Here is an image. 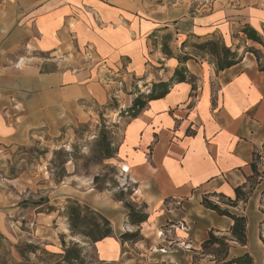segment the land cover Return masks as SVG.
<instances>
[{
  "label": "crops",
  "instance_id": "1",
  "mask_svg": "<svg viewBox=\"0 0 264 264\" xmlns=\"http://www.w3.org/2000/svg\"><path fill=\"white\" fill-rule=\"evenodd\" d=\"M236 1L205 15L169 17L142 16L126 0H0L1 146L25 143L30 133L60 123L62 110L75 109L80 99L103 104L115 90L126 102L123 111L140 90L122 98L133 78L148 93L180 65L193 77V83L173 82L136 117H122L117 160L149 218L140 226L144 239L134 244L138 252L110 236L94 244L92 264H192L210 230L229 235L233 220L202 199L214 193L233 198L253 175L254 153L264 151V70L246 52L217 71L208 56L183 43L215 33L239 53L253 46L264 56V47L239 31L246 23L264 36V9ZM168 33L172 56L162 50ZM185 54L192 58L181 64L178 56ZM263 191L264 175L248 202L231 208L247 217L248 243L231 242L230 257L248 252L264 264ZM18 197L0 187V234L8 241ZM126 214L123 206L105 212L116 229Z\"/></svg>",
  "mask_w": 264,
  "mask_h": 264
},
{
  "label": "rangeland",
  "instance_id": "2",
  "mask_svg": "<svg viewBox=\"0 0 264 264\" xmlns=\"http://www.w3.org/2000/svg\"><path fill=\"white\" fill-rule=\"evenodd\" d=\"M126 1L142 16L170 12L169 17H187L208 14L225 0ZM229 1L238 4L236 0ZM244 3L264 9V0H244ZM129 87V92L125 91L127 96L123 94L122 98L126 99L128 94L138 89L147 91L143 83L134 78ZM118 97L114 90L108 102L103 104L80 99L75 109L62 110L60 123L37 129L30 133L25 143L0 145V187L12 189L20 195L15 198L18 208L14 215L16 222L12 240L3 242L0 238V264H27L16 249V246L26 244L37 247L35 253L25 249L29 264L62 261L66 249L74 245L82 249L83 264H92L97 260L94 243L82 234L73 233L63 215V209L70 200H77L103 215L109 207L126 208L125 201L135 203L137 209L144 205L145 202L136 197L134 184L122 172V164L117 160L116 145L122 138L125 125L122 117H127L120 112L122 107H126V102L122 103ZM110 138L114 142L115 156L103 158L106 139ZM259 175L257 181L262 179L264 171H260ZM45 200L54 207V211L39 212ZM212 200L221 202L223 207H226L224 203H228L221 196ZM242 205L240 203L239 206ZM260 209L264 210L262 200ZM126 210V218L120 228H114L112 223L113 236L121 238L123 233L139 232L134 240L128 242L138 252L134 244L144 239L141 224L132 225L128 220L129 210ZM154 232L157 236V230ZM209 260L208 257L203 258L201 263L207 264Z\"/></svg>",
  "mask_w": 264,
  "mask_h": 264
},
{
  "label": "trees",
  "instance_id": "3",
  "mask_svg": "<svg viewBox=\"0 0 264 264\" xmlns=\"http://www.w3.org/2000/svg\"><path fill=\"white\" fill-rule=\"evenodd\" d=\"M239 31H242L248 40L256 42L264 47V36L250 24L240 26ZM170 39L171 34L168 33L163 37L161 44L163 52L172 56L174 53L170 50L168 43ZM189 45L192 46L198 54L202 55V57L208 56L214 63L217 71L224 70L239 63L246 52L253 53L257 57L259 69L264 70V56H262L260 50L253 46H246L243 53H239L238 49H233L232 47L225 45L223 40L215 33L203 37L195 36L192 40L188 39L183 43V46ZM190 58H192V56L189 54L178 56L181 64H184ZM184 81H191L193 83L194 80L186 66L180 65L169 81L153 83L148 89V93L138 90V94L133 99L131 106L121 111V115L136 117L149 100L164 97L169 92L173 82ZM113 146V140L111 138L106 139L103 149V158H112L115 156ZM117 153L118 144L116 145V154ZM256 156L258 157L257 152L254 153L253 175L248 178L246 184L234 189L235 194L233 198L216 193L205 195L203 197L202 204L206 208L214 210L221 216L231 218L233 220V225L229 230V235L220 234L213 229L210 230L208 238L202 243L201 252L193 256L192 264H203L201 263V260L207 257L210 258L207 264H256L253 256L248 252L234 257H230L229 255L232 246L231 242H236L241 245H246L248 243L247 217L232 212L231 208L238 207L240 203H247L255 185L259 182L256 180L260 172L256 164ZM212 196H221L228 200V203L223 202L226 207H223L221 202L213 201ZM261 200L264 201V191L262 192ZM48 202V200H45L41 203L43 207H41L42 209H40L39 212H51L55 210L53 206L48 205ZM124 204L129 210L128 220L132 225H140L148 220L149 214L147 212L148 207L146 203H144L140 209H137V205L132 202L125 201ZM63 211V215L67 218L70 224L71 231L88 237L94 244L107 237L113 236L114 234L113 225L109 218L77 200H70V202L64 207ZM262 212L264 213V210ZM263 233L264 218L260 224V238L264 244ZM138 234L139 232L123 233L121 234L120 240L122 242H129L134 240ZM0 238L3 242L7 241L6 237L2 234H0ZM16 249L21 257L27 261V264H29L30 259L25 255L26 250L29 251V253H35L37 247H34L32 244H26L24 246H16ZM81 254L82 249L77 245H74L73 247L66 249L62 256V261H56L54 264H83L84 257Z\"/></svg>",
  "mask_w": 264,
  "mask_h": 264
},
{
  "label": "built area",
  "instance_id": "4",
  "mask_svg": "<svg viewBox=\"0 0 264 264\" xmlns=\"http://www.w3.org/2000/svg\"><path fill=\"white\" fill-rule=\"evenodd\" d=\"M257 152V151H256ZM258 157L256 156V164L259 165L261 169L260 171H264V151L263 152H257Z\"/></svg>",
  "mask_w": 264,
  "mask_h": 264
}]
</instances>
